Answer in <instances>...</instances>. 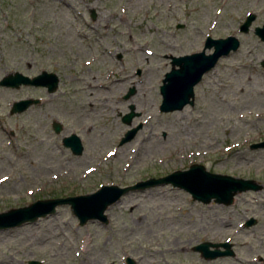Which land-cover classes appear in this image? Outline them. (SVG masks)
I'll use <instances>...</instances> for the list:
<instances>
[{
	"label": "rangeland",
	"instance_id": "obj_1",
	"mask_svg": "<svg viewBox=\"0 0 264 264\" xmlns=\"http://www.w3.org/2000/svg\"><path fill=\"white\" fill-rule=\"evenodd\" d=\"M247 14L254 18L240 32ZM263 23L264 0H0V78L41 70L59 78L53 95L0 86V211L191 163L261 185L229 205L201 203L170 184L130 191L108 207L106 223L79 225L60 205L0 230V264H125V257L135 264H264V148H250L264 139V41L253 32ZM228 35L238 39L237 50L202 76L192 104L159 111L169 56ZM39 96L45 106L9 115L13 101ZM130 104L137 114L126 125L121 116ZM51 120L80 135L81 154L61 145ZM248 219L254 222L245 225ZM201 241L226 242L232 255L204 259L192 250Z\"/></svg>",
	"mask_w": 264,
	"mask_h": 264
},
{
	"label": "water",
	"instance_id": "obj_2",
	"mask_svg": "<svg viewBox=\"0 0 264 264\" xmlns=\"http://www.w3.org/2000/svg\"><path fill=\"white\" fill-rule=\"evenodd\" d=\"M92 11V10H91ZM93 17V11L91 12ZM254 18L253 14H247L244 21L238 26L240 32H246L249 24ZM181 25H176L180 27ZM254 34L264 41V23L255 26ZM239 46L238 39L233 35L220 38L206 36L203 47L200 51L180 56H169L170 69L163 74L159 86L161 101L158 109L161 112H170L182 109L186 104L193 102V87L200 81L202 75L212 69L217 60L236 51ZM210 50L205 53V50ZM264 68V59L260 61ZM58 84V76L53 72L42 70L35 76L29 78L18 71L7 73L0 78V86L18 88L21 85L45 86L48 92H53ZM133 92L130 88L124 95L127 98ZM36 99H20L11 104L9 112L20 113ZM128 112L121 116V121L129 125L133 116V105H128ZM138 123L127 129L119 139L124 143L133 138L140 128ZM56 132L59 125L53 123ZM62 145L69 148L72 154L79 155L82 151V143L76 134H69L62 138ZM250 148H264V139L252 143ZM170 184L172 187L187 192L193 200L201 203H208L211 200L222 205L232 203L234 196L243 191H256L261 185L252 179H243L230 175L213 173L207 171L203 165L192 163L186 169L174 170L160 177H149L139 180L133 184L119 186L115 184H102L92 192L64 197H52L36 199L26 205L12 207L0 211V230L18 227L27 223H33L39 218L52 215L56 207L68 205L70 213L76 217L78 224L83 225L87 221L96 220L100 223L107 222L105 211L109 206L118 202L120 198L130 191L143 190L152 186ZM254 220L248 219L245 225H250ZM212 247V249H209ZM222 247V249H219ZM194 251L200 253L204 259H213L219 256L232 255L227 243L201 242L193 247ZM125 264H135L130 257H125ZM36 264V262H31Z\"/></svg>",
	"mask_w": 264,
	"mask_h": 264
},
{
	"label": "flooded vegetation",
	"instance_id": "obj_3",
	"mask_svg": "<svg viewBox=\"0 0 264 264\" xmlns=\"http://www.w3.org/2000/svg\"><path fill=\"white\" fill-rule=\"evenodd\" d=\"M92 10V9H91ZM91 10H89L88 11V13H89V18L90 19H94V18H96V12L94 11V10H92L93 11V14H94V16L92 17L91 16ZM121 55L120 54H116L115 55V57H120ZM42 71V70H41ZM41 71H39V72H41ZM45 71V70H44ZM38 72V73H39ZM48 72V71H47ZM38 73H36V74H38ZM54 73V72H53ZM35 74V75H36ZM56 74V73H55ZM25 76H27V77H29V78H31V77H33V76H35V75H32V76H29V75H26V74H24ZM58 82H59V78H58ZM24 86H32V87H40V88H42L43 90H44V92L47 94V95H53V93L56 91V89L58 88V85H57V87H56V89L53 91V92H48L47 91V89H46V87L45 86H33V85H24ZM59 98V97H58ZM121 98L122 99H124V95H122L121 96ZM24 99H36L37 101L36 102H34V103H32V104H30L29 106H31V105H33V104H35V105H37V106H39V107H42V106H45V103L47 102V99H45V98H43V97H41V96H39V97H25ZM29 106L25 109V110H27L28 108H29ZM24 110V111H25ZM8 113H9V115H11V113L9 112V110H8ZM53 123H57L58 125H59V131L58 132H56L55 130H54V128H53ZM50 127H51V130H52V132L55 134V135H57V136H59V142L61 143V145H62V138L63 137H66V136H68L69 134H76V133H74V132H70V131H68V130H66L65 129V126H64V124H63V122H61V121H59V120H51L50 121ZM76 135H78V134H76ZM79 136V138H80V135H78ZM80 141H81V143H82V139L80 138ZM63 146V145H62ZM82 146H83V143H82ZM64 147V146H63ZM65 148H67V147H65ZM68 149V148H67ZM69 150V149H68ZM70 151V150H69ZM82 151H83V148H82ZM81 151V152H82ZM70 153H71V151H70ZM72 154V153H71ZM201 242H204V241H201ZM201 242H199V243H201ZM208 242V241H207ZM199 243H197V244H199ZM210 243H212V242H210ZM196 244V245H197ZM195 246V245H194ZM193 246V247H194ZM193 247H192V250H193Z\"/></svg>",
	"mask_w": 264,
	"mask_h": 264
}]
</instances>
